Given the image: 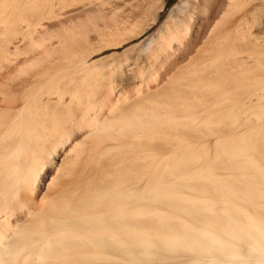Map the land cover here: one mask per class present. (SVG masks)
Wrapping results in <instances>:
<instances>
[{
    "label": "bare ground",
    "instance_id": "obj_1",
    "mask_svg": "<svg viewBox=\"0 0 264 264\" xmlns=\"http://www.w3.org/2000/svg\"><path fill=\"white\" fill-rule=\"evenodd\" d=\"M261 1L183 0L142 50L162 70L115 94L88 58L153 8L0 17V264H264Z\"/></svg>",
    "mask_w": 264,
    "mask_h": 264
},
{
    "label": "rangeland",
    "instance_id": "obj_2",
    "mask_svg": "<svg viewBox=\"0 0 264 264\" xmlns=\"http://www.w3.org/2000/svg\"><path fill=\"white\" fill-rule=\"evenodd\" d=\"M106 1L108 0H82V2L87 3L88 5H82V4H75L70 5L69 7L62 6V5H57L53 8L56 10V14L51 15L50 17L53 18H59V19H65V20H59V21H43V22H25V21H18V25L20 26V29L16 31L17 33H26V34H35L40 32L39 29L37 30H31V29H25V27L30 26V27H41V26H52V30L47 31L48 33H56V32H61L62 29L59 26L62 24V22L70 19V18H77V17H84L86 16L85 10L87 11L90 8L89 4H94V12H92L90 15L93 17L95 20V28L96 27H102L103 25H111L110 19L112 17H122V13H128L130 8H132V17L131 14L125 17H131L134 18V20H138L140 18L144 17V10L145 8H153L151 11V16L146 17L148 20V23L146 24L139 32V34H135L132 36L125 37L127 40H122L119 45L116 46H106L102 48L100 51L94 52L91 54L90 58H88L89 61L92 59H100L98 62L104 63L101 65L100 72L104 76L109 75L111 78V81L114 85V94L118 93L122 88L124 89H133L135 91V88L139 85V77L137 76L138 68L139 66L142 65V70L144 73H154L157 71H161V67H159V61L156 62H150L148 59H145L146 51H142L147 47L149 42L153 40L156 37V32L157 30L161 27L165 19L168 17L169 13L174 9L176 5H179L183 2V0H157V3H147V1L143 0H133V5L130 7V5H127V2L129 3L131 0H109L107 3ZM191 2L194 0H190ZM261 1V0H258ZM106 2V3H105ZM138 2L142 4H138ZM262 3V17L264 20V0L261 1ZM114 3V5H112ZM119 3V4H118ZM126 3V4H125ZM137 3V4H136ZM256 4H259L255 2ZM112 5L115 10H117L120 7V11L118 14L114 13L110 7H107L108 5ZM116 4V6H115ZM136 4V5H135ZM98 5V6H97ZM119 5V6H118ZM60 6V7H59ZM88 6V7H87ZM84 7H87L84 9ZM97 7V9H96ZM122 7V9H121ZM60 8V9H59ZM69 8V9H68ZM72 8V10H71ZM111 10H109V9ZM68 9V10H67ZM61 10V11H60ZM66 10V12H65ZM108 10V11H107ZM70 14H68L67 13ZM107 11V12H106ZM59 12V13H58ZM104 12V13H103ZM111 12V13H110ZM114 13V14H113ZM88 15V14H87ZM111 15V16H110ZM97 17V18H96ZM106 18L108 20H105L103 22V18ZM118 17V18H119ZM151 18V19H150ZM150 19V20H149ZM48 22V23H47ZM63 22V23H64ZM46 23V24H45ZM57 23V24H56ZM105 23V24H104ZM120 23V24H119ZM36 24V25H35ZM48 24V25H47ZM34 25V26H33ZM97 25V26H96ZM117 26H121V21L116 22ZM148 25V26H147ZM22 27V28H21ZM55 31V32H54ZM70 31V30H69ZM82 32H85V30H81ZM80 31V32H81ZM45 32V31H44ZM89 33L91 34H96L97 31L92 30ZM132 37V38H131ZM154 37V38H153ZM40 49V48H36ZM125 53L124 56H126L124 59L118 57H114L113 54H122ZM143 52V53H142ZM112 56L114 58H112ZM21 57V56H20ZM117 58V60H115ZM23 57H21L19 60H22ZM122 61H121V60ZM149 62V63H148ZM156 63V64H154ZM154 65V66H153ZM104 68V69H103ZM103 69V70H102ZM102 70V71H101ZM159 71V72H160ZM103 72V73H102ZM20 83V79H16L12 81V86L17 87ZM116 91V92H115ZM38 195V194H37ZM37 195H34L35 197Z\"/></svg>",
    "mask_w": 264,
    "mask_h": 264
},
{
    "label": "crops",
    "instance_id": "obj_3",
    "mask_svg": "<svg viewBox=\"0 0 264 264\" xmlns=\"http://www.w3.org/2000/svg\"><path fill=\"white\" fill-rule=\"evenodd\" d=\"M34 1H35V3H34ZM44 1H45V3H44ZM59 2H60V0H43V1L42 0H10V1L9 0H0V5L2 4L1 6L4 7V6L9 5L7 12H2V13L0 12L1 13L0 17H9V20H11V21L16 20L15 23H17L18 20L19 21H25V22H31V23L37 22V21L43 22V21L64 20V19L53 18V17L50 18L51 15H54L56 13L55 12L56 10H54L53 7H55L57 5H61ZM3 3H4V5H3ZM43 5H44V8H43ZM66 5L68 7L70 6V0H66ZM34 8H35V10H34ZM31 9L33 10V12ZM37 9H38V11H37ZM39 9H40V12H39ZM34 11H37V12H34ZM41 12H42V14H41ZM45 15H47V16H45Z\"/></svg>",
    "mask_w": 264,
    "mask_h": 264
}]
</instances>
